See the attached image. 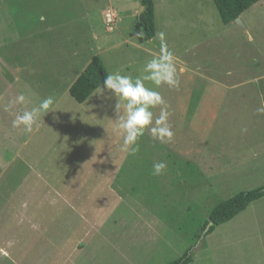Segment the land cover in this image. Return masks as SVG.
<instances>
[{
	"label": "rangeland",
	"instance_id": "374dc122",
	"mask_svg": "<svg viewBox=\"0 0 264 264\" xmlns=\"http://www.w3.org/2000/svg\"><path fill=\"white\" fill-rule=\"evenodd\" d=\"M140 2L0 0L2 264H166L185 253L187 264H264V196L202 236L219 202L264 185V0L242 24H224L213 0H154L155 35L142 42L131 34ZM160 32L179 84L145 85L174 135L161 143L146 128L128 155L116 98L97 88L79 103L68 88L93 55L109 74L141 75ZM21 93L30 107L55 100L32 135L11 127ZM159 161L167 168L154 176Z\"/></svg>",
	"mask_w": 264,
	"mask_h": 264
},
{
	"label": "clouds",
	"instance_id": "9594fccd",
	"mask_svg": "<svg viewBox=\"0 0 264 264\" xmlns=\"http://www.w3.org/2000/svg\"><path fill=\"white\" fill-rule=\"evenodd\" d=\"M157 35L161 41L160 52L145 63L141 75L134 78L130 75H122L120 71H114L106 75L103 87L99 85L95 92V94L102 95L105 91H109L116 98L115 130L123 138L122 151L128 155H135L139 151L138 138L146 128L152 139L161 143L170 142L174 135L168 123L170 112L165 101L158 91L145 85L146 81H150L156 88L161 85L177 87L179 84L174 55L165 43L164 33L160 32ZM24 101V95L20 94L11 103L22 104ZM54 103V97L51 95L42 98L39 104L32 107L31 110L17 114L12 121L13 127L22 126L24 132H32L38 117L50 110H55ZM157 106L162 107L159 116L154 120L152 109ZM6 110H10V106ZM256 111L264 113V106ZM166 168L167 164L164 161L155 162L151 174L159 176L164 173ZM0 255L6 257L8 253L0 250Z\"/></svg>",
	"mask_w": 264,
	"mask_h": 264
},
{
	"label": "trees",
	"instance_id": "16d2710c",
	"mask_svg": "<svg viewBox=\"0 0 264 264\" xmlns=\"http://www.w3.org/2000/svg\"><path fill=\"white\" fill-rule=\"evenodd\" d=\"M143 10L136 16V22L131 31L137 35L139 41L151 39L155 35L154 0H140ZM218 10L221 21L224 24L231 23L235 18L260 0H213ZM109 74L102 63L99 55H93L81 71L79 76L69 86L70 95L79 103L84 102L98 86L103 84L106 75ZM264 196V185L241 191L221 202L211 211L209 220L206 222L208 228L202 236L214 230L215 226L229 221L244 210L251 202ZM204 228V227H203ZM192 260L190 253H185L180 258L166 264H187Z\"/></svg>",
	"mask_w": 264,
	"mask_h": 264
},
{
	"label": "crops",
	"instance_id": "0c3cea01",
	"mask_svg": "<svg viewBox=\"0 0 264 264\" xmlns=\"http://www.w3.org/2000/svg\"><path fill=\"white\" fill-rule=\"evenodd\" d=\"M21 94H23V93H21ZM13 95H14V94H13ZM13 95H12V96H13ZM18 95H19V94H18ZM23 95H24V94H23ZM27 95H28V94H27ZM13 97H14V99H15V98L17 97V95H14ZM24 97H25V101H24V103L20 104L19 109L17 110V113H18V114H22V112H23V111H26V110H31L32 107H34V106L37 105L36 102H35L36 105H33V106L30 107V104L32 103V101L30 100V98L26 97L25 95H24ZM31 97H32V96H31ZM1 98H3V96H0V100H1ZM3 100H4V99H3ZM5 102H6V101H5ZM2 112H4V113H1V115H0V121H1V119H2V116H5V109H2ZM6 112H7L10 116H14V114H12L11 112H8V111H6ZM47 114H48V112L45 113L44 115L46 116ZM15 118H16V116H15ZM15 118L10 119V120H14ZM5 125H6V126L11 125L10 121L6 120ZM38 126H39V125H37L36 127H34V128H33V131L30 132L29 134L32 135L35 131H37L36 129H37ZM11 127H13V126L11 125ZM4 128H5V127H4ZM5 129H6V128H5ZM5 133H6V131H0V138H1V137H5V136H3ZM1 134H2V135H1ZM6 137L11 138L10 135H7ZM0 143H1V142H0ZM21 146H22V144H21ZM4 251H5V250H4Z\"/></svg>",
	"mask_w": 264,
	"mask_h": 264
},
{
	"label": "water",
	"instance_id": "95a60500",
	"mask_svg": "<svg viewBox=\"0 0 264 264\" xmlns=\"http://www.w3.org/2000/svg\"><path fill=\"white\" fill-rule=\"evenodd\" d=\"M142 10H143V6H141V9H140V11H139L138 13H140ZM234 21L237 22V23H239V24H242V20H241L240 17L235 18ZM207 228H208V226L206 227V229H207Z\"/></svg>",
	"mask_w": 264,
	"mask_h": 264
}]
</instances>
